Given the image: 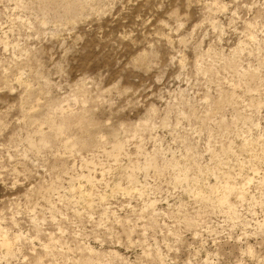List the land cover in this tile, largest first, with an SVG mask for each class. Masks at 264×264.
<instances>
[{
  "label": "rangeland",
  "instance_id": "1",
  "mask_svg": "<svg viewBox=\"0 0 264 264\" xmlns=\"http://www.w3.org/2000/svg\"><path fill=\"white\" fill-rule=\"evenodd\" d=\"M263 181L264 0H0V264H264Z\"/></svg>",
  "mask_w": 264,
  "mask_h": 264
},
{
  "label": "bare ground",
  "instance_id": "2",
  "mask_svg": "<svg viewBox=\"0 0 264 264\" xmlns=\"http://www.w3.org/2000/svg\"><path fill=\"white\" fill-rule=\"evenodd\" d=\"M252 76V75H251ZM224 99H226V98H224ZM224 99H222L221 101H223ZM221 105V104H220ZM216 106H217V104H216ZM218 107H219V105H218ZM64 112V111H63ZM62 115V114H61ZM50 135V134H49ZM53 135V134H52ZM44 140V139H43ZM43 142V141H42ZM42 142H41V144H42ZM32 143V142H31ZM32 145H34V144H32ZM38 145V144H37ZM247 148H245V150H246ZM147 167V166H146ZM148 168H149V166H148ZM147 168V169H148ZM244 168H245V166H244ZM244 171V170H243ZM134 174V173H133ZM133 174H129V179H130V181L131 182H134V181H136L135 179V176L133 175ZM237 175V174H236ZM238 175H240V174H238ZM128 176V175H127ZM238 176H235L232 172H226L225 173V178H226V183H225V185H222V186H220V188H215V189H218L219 191H218V193H220V197H221V199L220 198H218V199H220L221 200V203L223 202L224 204H228V206L229 205H231V208L233 207L232 206V202H231V199L232 198H237V199H239V201L240 200H244L245 198L247 199V197L245 196V189H246V185H243V186H238V183H237V180H238V178H237ZM224 178V179H225ZM222 183V182H221ZM221 183L219 184V185H221ZM263 183H264V181H263ZM219 185L218 186H216V187H219ZM213 189V188H212ZM213 192V191H212ZM196 194V193H195ZM218 195V194H217ZM247 195V194H246ZM219 196V195H218ZM206 197V196H205ZM199 198H200V196H199ZM203 198V197H202ZM197 199V198H196ZM219 200V201H220ZM220 203V204H221ZM229 209V208H228ZM230 210V209H229ZM232 210V209H231ZM233 211H234V208H233ZM229 213H230V211H229ZM233 214L235 215V212H233ZM236 214H237V212H236ZM237 216V215H236ZM0 239H3V238H0ZM1 242V241H0ZM4 242V241H3ZM2 243V242H1ZM10 244V243H9ZM9 244L7 243V242H5V245L7 246V247H9ZM11 245V244H10ZM0 246H1V244H0ZM6 246H2V247H5L6 248ZM9 250H11V249H9ZM9 252V251H8Z\"/></svg>",
  "mask_w": 264,
  "mask_h": 264
}]
</instances>
